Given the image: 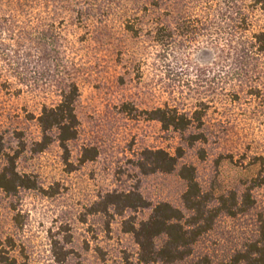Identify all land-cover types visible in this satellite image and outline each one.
<instances>
[{
	"label": "rangeland",
	"instance_id": "rangeland-1",
	"mask_svg": "<svg viewBox=\"0 0 264 264\" xmlns=\"http://www.w3.org/2000/svg\"><path fill=\"white\" fill-rule=\"evenodd\" d=\"M152 10L136 17L137 37L125 31L118 10L117 17L95 20L91 11L77 12L73 5L58 13L61 21L53 27L35 8L43 22L32 17L0 33V139L5 152L16 155V169L31 173L39 186L16 195L0 190V240L5 249L13 242L7 250L18 263L123 264V252L136 246L121 221L138 222L149 210L110 216L90 213L93 202L107 192L137 189L150 204L168 202L183 210L184 182L176 171L141 173L138 162L146 149L178 153L176 168L192 165L201 188L215 197L241 193L261 180L250 190L251 210L234 218L219 215L196 242L195 254L216 264L254 238L256 216L264 210V107L245 99L230 80L239 53L224 59L218 50H228L225 44L236 48L235 40L212 32L209 44L205 31L176 33L161 49L150 20H163L165 13L162 6ZM254 18L253 29H264V18ZM44 30L55 37L45 42ZM71 80L78 86L76 138L63 150L53 130L48 146L35 151L41 106L55 103ZM164 105L187 117L197 111L200 128L193 121L179 132L148 119L149 111ZM199 132L206 139L191 144L188 135Z\"/></svg>",
	"mask_w": 264,
	"mask_h": 264
},
{
	"label": "trees",
	"instance_id": "trees-1",
	"mask_svg": "<svg viewBox=\"0 0 264 264\" xmlns=\"http://www.w3.org/2000/svg\"><path fill=\"white\" fill-rule=\"evenodd\" d=\"M70 5L77 12L91 11L94 15L91 18L95 20L114 18L118 10L121 14L116 16L117 19L132 37H137L141 32V28L135 23L138 14L146 13L149 16L154 11L152 9L162 6L165 18L160 20V16H154L155 19L150 20L153 25V41L161 49L169 45L176 33L182 36L199 34L202 30L205 31L203 35L209 44L214 40L212 32L219 37L229 35L231 39L234 38L236 48L225 44L228 50L223 48L218 52L223 54L224 59L230 53L237 52L241 59L232 65L230 80L236 81L233 85L241 89L245 99L264 107V29H253L255 14L259 13L264 18V0H0V33L9 25L13 27L27 23L32 17L39 20V23L43 22V17L46 26L53 27L56 22L61 21L58 13L66 8L69 10ZM35 8L41 12L42 17L35 15ZM132 13H135L134 16ZM80 18L81 14L77 16V20L80 21ZM86 19L89 20V17ZM53 35L55 37L56 33L52 30L41 33L45 42L50 41ZM220 57L222 60V56ZM234 92L238 98L239 92ZM77 96L78 86L71 80L60 88L55 103L41 106L36 118L41 135L34 142L35 151H42L48 146L53 130L56 131V140L63 150H66L67 142L76 138L78 121L73 104ZM148 119L156 120L163 129L171 128L179 132H184L193 121H197L196 129H199L202 121L197 111L187 117L176 107L167 105L149 111ZM188 136L187 140L191 144L197 137L206 139L204 132ZM93 156L94 152L85 159ZM15 159V154L5 152L0 139V161L3 160L0 163V190L16 195L21 190L37 189L39 186L36 177L31 173L19 172ZM177 159L178 153L176 155L161 149H146L141 152L138 168L142 174L176 171L184 182V190L180 195L183 210L168 202L150 204L137 189L107 192L92 203L90 213L102 212L110 216L120 215L125 210H149L146 218L138 222L131 219L121 221L122 231L130 235L136 246L135 252H123V264H213L206 254L194 253L196 242L212 229L219 215L234 218L251 210L254 200L250 190L259 186L261 180L253 181L250 188L246 187L241 193L230 191L227 195L215 197L212 192L201 188L192 165L180 164L176 168ZM254 235V238L244 242L227 259L216 264H264V210L256 216ZM12 243L7 242L5 249L0 240V264H22L8 253L7 247H12ZM130 255H134L133 261H129Z\"/></svg>",
	"mask_w": 264,
	"mask_h": 264
}]
</instances>
